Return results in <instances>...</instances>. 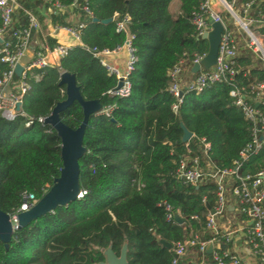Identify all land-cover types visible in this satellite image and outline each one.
Here are the masks:
<instances>
[{"label":"trees","instance_id":"obj_1","mask_svg":"<svg viewBox=\"0 0 264 264\" xmlns=\"http://www.w3.org/2000/svg\"><path fill=\"white\" fill-rule=\"evenodd\" d=\"M60 2L68 7L72 0ZM200 2L79 0L73 12L78 23L87 24L80 42L88 50L112 51L121 46L126 35L117 33L115 24L129 17L128 33L137 59L129 77L130 93L127 98L109 96L116 78L107 74L93 53L81 48L74 49L59 69L30 72L24 117L12 122L0 118V211L8 216L19 209L24 195L40 200L59 177L60 140L38 120L65 99L64 88L58 86L60 73L74 76L84 101L98 100L101 109L113 107V111L110 118L90 117L86 127L87 153L79 160V184L85 194L16 230L7 248L0 242V264H100L107 248L119 256L124 244L128 264H171L160 240L182 242L188 229L167 222L163 204L179 211L182 222L195 233L204 227L207 208L216 201V186L213 182L185 186L176 178L180 161L202 157L204 141L210 145L211 164L218 171L232 170L251 139L227 84H214L199 94L185 93L177 113L171 110L176 100L167 92V72L183 55L192 59L208 53V43L196 38L191 23ZM84 5L92 19L104 21L116 14V21L92 24L81 10ZM68 14L53 17L52 22L69 26ZM238 65L239 86L264 83L263 67L253 66L248 57H240ZM60 120L77 129L82 121L79 105L62 112ZM27 121L32 123L26 128ZM181 125L192 134L187 143H182ZM263 169L264 148L242 162L237 175L253 176ZM207 258L210 261V255Z\"/></svg>","mask_w":264,"mask_h":264},{"label":"built area","instance_id":"obj_2","mask_svg":"<svg viewBox=\"0 0 264 264\" xmlns=\"http://www.w3.org/2000/svg\"><path fill=\"white\" fill-rule=\"evenodd\" d=\"M78 2L79 0H72V3L65 7L60 0H0V66L6 67L5 70L0 69L1 119L12 122L24 117L22 104L24 96L30 90L27 79L30 72L33 69H59L60 63L76 48L93 53L107 74L114 76L117 84H122L118 90L115 87L108 92L109 96H129V77L137 61L132 47L133 36L128 33L129 17L126 15L115 24L116 32L126 35L121 46L112 51L88 50L80 42V34L87 27L86 23L69 22V26L61 27L52 22L53 17L73 12V8L78 7ZM263 2L264 0H248L246 3H240V0H201L198 11L192 15L191 23L195 28L196 38L201 40L212 32L213 24L221 25L216 62L209 69H205L203 60L207 54L195 55L192 59L183 55L167 72V92L176 100V104L171 107L174 114L177 113L185 93L199 94L214 84L224 83L231 88L229 96L233 99V106L241 112L244 121L249 125L251 139L240 152V162H235L232 170L218 171L211 164L208 159L210 145L204 141L202 157L186 156L180 161L176 173L177 180L185 186L195 187L205 182H213L216 186V201L212 208L207 209L205 225L199 232L195 233L183 222L178 224L188 229V234L182 242L172 243L170 249H167L171 264H186L187 260L192 264H225V260L229 264H245L239 255L226 250V245L233 243L234 234L230 230V221L223 225V229L217 226V222L228 213L229 197L236 202L235 211L248 223L243 235L251 257L256 264H264V169L253 176L237 175L241 163L264 148V83L239 86L235 81V76L240 71V56L239 38L233 30L236 26L238 31L247 35L248 48L259 56L264 68V34L254 32L251 27L255 23L264 25ZM26 3H29V6ZM81 10L92 21V15L86 5L82 6ZM223 13L230 15L234 23L225 22ZM116 18L115 14L112 22H115ZM44 19H49L48 26L44 24ZM59 35L69 37L76 46L60 43ZM122 53L126 55L123 72L107 62L108 58ZM17 66L22 70L19 76L15 74ZM194 66H199L197 73L192 72ZM35 80H38V77H35ZM112 111L113 107L101 109L95 116L110 118ZM42 120L39 119L38 122L42 124ZM31 123L27 121L25 127H29ZM36 202L32 195L23 196L19 209L9 216L13 233L18 230L17 216L28 211ZM163 207L167 222L181 219L179 211H173L166 204H163ZM191 220L199 227L197 217ZM209 249L211 252L208 254ZM207 255H210V261Z\"/></svg>","mask_w":264,"mask_h":264},{"label":"water","instance_id":"obj_3","mask_svg":"<svg viewBox=\"0 0 264 264\" xmlns=\"http://www.w3.org/2000/svg\"><path fill=\"white\" fill-rule=\"evenodd\" d=\"M112 19L98 21L92 19V24L107 25ZM222 33L220 24L212 25V32L202 37L203 41L208 43V53L203 60V67L209 69L216 62L218 46ZM199 66H194L193 73H197ZM20 66L15 69L16 76L21 73ZM59 87L64 88L65 99L57 103L49 116L42 120V124L50 127L60 140V160L61 169L59 177L54 179L49 190L38 200L28 211L22 212L17 216L18 229L28 226L31 222L42 218L47 214L53 213L57 208H65L72 202L78 200L85 193L81 190L79 184V160L87 153L83 146V137L89 119L101 111L98 100L84 101L80 95L79 87L73 75L63 72L59 77ZM122 84L118 83L116 90L121 88ZM181 96V95H180ZM77 103L81 108L82 121L77 129L73 130L64 125L60 120V114L67 110L71 105ZM183 131L182 143H187L192 134L188 132L182 125ZM210 209L209 207L207 208ZM176 223L181 224L182 220L176 218ZM13 234L9 216L0 211V242L7 248ZM164 249H170V244L160 241ZM126 244L123 245L119 256H116L111 248H107L104 253V262L100 264H128L126 260ZM211 249L207 253H210Z\"/></svg>","mask_w":264,"mask_h":264},{"label":"crops","instance_id":"obj_4","mask_svg":"<svg viewBox=\"0 0 264 264\" xmlns=\"http://www.w3.org/2000/svg\"><path fill=\"white\" fill-rule=\"evenodd\" d=\"M37 4L39 3L37 2ZM78 18L79 16L75 15L74 12H70L68 14V22L70 23L78 22L77 21ZM43 21L46 26H48L50 23L49 19H44ZM58 38H59L58 41L62 44H69L76 46V43L65 35H59ZM125 60H126V55L125 53H122L118 56L108 58L107 62L115 67L121 68L122 62H124ZM228 202H229V209L227 215H225L223 219L217 222V226L222 229L224 228L223 225H226L227 221H230L231 223L230 230L233 231L234 234L232 241L233 243L226 245V250L239 255L242 258V260L245 262V264H256L255 260L251 257L248 251V246L245 244L244 235H243L245 232L244 229H246L245 226L248 225V223H245L244 218L240 217L238 213L235 211V206H236L235 200L229 197ZM186 264H192V262L187 260Z\"/></svg>","mask_w":264,"mask_h":264},{"label":"rangeland","instance_id":"obj_5","mask_svg":"<svg viewBox=\"0 0 264 264\" xmlns=\"http://www.w3.org/2000/svg\"><path fill=\"white\" fill-rule=\"evenodd\" d=\"M31 1H33V0H31ZM174 8L175 7H172L173 10H175ZM222 17L225 20V22L227 21V22H230L232 24L234 23V20L231 19L230 15H228L227 13H223ZM251 27H252L254 32L260 34L261 28H263V25L260 23H255ZM234 28L236 29L238 27L235 26ZM235 29H233V30L236 32L237 38H239V41H238V46H239L238 54H239V56L240 57H248L250 59L251 63L253 64V66L262 67V63L260 61L259 56L256 53H253L252 49H249L247 46L248 45L247 35L243 31H238L237 29L236 30ZM124 62H122L121 68H119L121 72L124 71V65H123Z\"/></svg>","mask_w":264,"mask_h":264}]
</instances>
